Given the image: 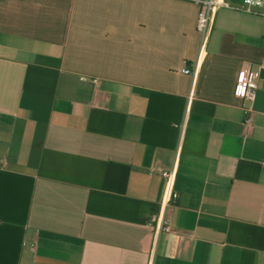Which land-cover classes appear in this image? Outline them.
Returning a JSON list of instances; mask_svg holds the SVG:
<instances>
[{"label":"crops","instance_id":"1","mask_svg":"<svg viewBox=\"0 0 264 264\" xmlns=\"http://www.w3.org/2000/svg\"><path fill=\"white\" fill-rule=\"evenodd\" d=\"M199 11L0 0V264H264V9L220 8L202 57Z\"/></svg>","mask_w":264,"mask_h":264},{"label":"built area","instance_id":"2","mask_svg":"<svg viewBox=\"0 0 264 264\" xmlns=\"http://www.w3.org/2000/svg\"><path fill=\"white\" fill-rule=\"evenodd\" d=\"M199 6V15L197 20V30L202 35V44L200 49V57L206 53L207 45L210 38V33L215 21L216 13L220 8L233 9L235 11H242L248 14H254L256 10L264 9V0H243L241 3L233 4L226 0H194ZM261 68H264V54L261 62ZM186 74L192 73L189 68L185 69ZM93 84H97L98 80L94 79ZM257 82L250 74V67L247 64H243L239 72L236 94L249 102H253L256 98ZM249 113L250 111L247 110ZM251 123L250 116L245 118L244 124L249 125ZM160 175L165 180V192L162 200V210L158 218V229L161 233L169 234L172 232L170 223L163 216L164 207L170 206L175 203L179 194L175 191V171H161Z\"/></svg>","mask_w":264,"mask_h":264}]
</instances>
